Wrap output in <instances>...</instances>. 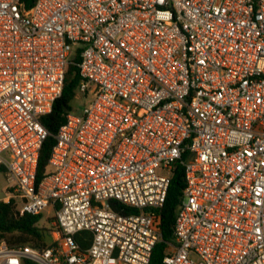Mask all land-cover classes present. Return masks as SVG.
Instances as JSON below:
<instances>
[{"label": "built area", "instance_id": "obj_1", "mask_svg": "<svg viewBox=\"0 0 264 264\" xmlns=\"http://www.w3.org/2000/svg\"><path fill=\"white\" fill-rule=\"evenodd\" d=\"M77 52L83 111L37 183L41 117ZM176 163L162 264H264V0H0L6 199L56 227L43 249L1 240L0 264H150Z\"/></svg>", "mask_w": 264, "mask_h": 264}, {"label": "trees", "instance_id": "obj_2", "mask_svg": "<svg viewBox=\"0 0 264 264\" xmlns=\"http://www.w3.org/2000/svg\"><path fill=\"white\" fill-rule=\"evenodd\" d=\"M27 8H30L36 0H22ZM80 61L77 52L69 64L64 89L61 97L56 101L51 113L43 115L41 122L48 130L49 136L44 142L41 150L37 170V183L52 172L50 157L53 147L56 144L55 135L65 123L68 112L73 111V102L77 97V90L81 81L78 63ZM0 171H4L0 167ZM186 187L185 170L180 163H176L169 187L166 202L160 211L161 240L154 248L150 264H162L166 255L169 243L174 240V226L179 207L184 199ZM42 213L26 211L20 213L19 206L14 199L0 201V241L4 240L11 247H22L26 245L43 249L53 244L50 232L52 230L41 227ZM55 217L52 218L54 220ZM81 249H87L92 241V233L83 231L75 236ZM22 264H37L32 260L24 259Z\"/></svg>", "mask_w": 264, "mask_h": 264}, {"label": "rangeland", "instance_id": "obj_3", "mask_svg": "<svg viewBox=\"0 0 264 264\" xmlns=\"http://www.w3.org/2000/svg\"><path fill=\"white\" fill-rule=\"evenodd\" d=\"M83 105H84L83 98L77 95L76 99L73 102V107H74L75 112L78 114H81L83 111ZM8 186H9V183L7 181L5 172L0 171V201L7 198V194H8L7 187ZM42 214H43V218L40 221V226L52 230L50 234L52 237V242H54L56 239V236H55L56 227L54 226L55 219L52 220V218L55 217V212L53 208L48 207L47 209H45V211Z\"/></svg>", "mask_w": 264, "mask_h": 264}]
</instances>
